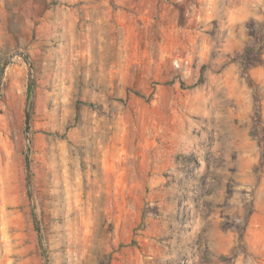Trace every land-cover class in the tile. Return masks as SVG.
Returning <instances> with one entry per match:
<instances>
[{"label": "rangeland", "instance_id": "obj_1", "mask_svg": "<svg viewBox=\"0 0 264 264\" xmlns=\"http://www.w3.org/2000/svg\"><path fill=\"white\" fill-rule=\"evenodd\" d=\"M0 264H264V0H0Z\"/></svg>", "mask_w": 264, "mask_h": 264}, {"label": "water", "instance_id": "obj_2", "mask_svg": "<svg viewBox=\"0 0 264 264\" xmlns=\"http://www.w3.org/2000/svg\"><path fill=\"white\" fill-rule=\"evenodd\" d=\"M19 55L22 56V57H27L25 53H20ZM30 119H31L30 112H27V114H26V132H27V134L29 133V130H30ZM28 154H29V150H28ZM27 169H28V178L30 179V159H29V155L27 156ZM29 184H31L30 180H29ZM30 195H31V193H30ZM38 232H40L39 225H38Z\"/></svg>", "mask_w": 264, "mask_h": 264}, {"label": "trees", "instance_id": "obj_3", "mask_svg": "<svg viewBox=\"0 0 264 264\" xmlns=\"http://www.w3.org/2000/svg\"><path fill=\"white\" fill-rule=\"evenodd\" d=\"M262 39H263L262 36L258 37V45L260 47L263 45ZM244 72H245V68H244ZM248 81H249V79H248ZM255 99H256V101H258V97H257L256 94H255ZM256 121H257V128L260 129L261 128V107L260 106H258V111H257V115H256ZM261 132H262V129H261ZM261 162H263V151H262ZM242 238H243V235H242Z\"/></svg>", "mask_w": 264, "mask_h": 264}]
</instances>
